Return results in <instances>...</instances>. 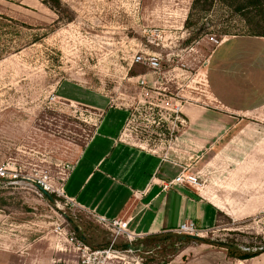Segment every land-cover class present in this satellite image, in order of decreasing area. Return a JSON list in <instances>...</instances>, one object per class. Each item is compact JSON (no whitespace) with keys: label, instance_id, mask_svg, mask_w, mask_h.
Returning a JSON list of instances; mask_svg holds the SVG:
<instances>
[{"label":"rangeland","instance_id":"374dc122","mask_svg":"<svg viewBox=\"0 0 264 264\" xmlns=\"http://www.w3.org/2000/svg\"><path fill=\"white\" fill-rule=\"evenodd\" d=\"M192 3L0 0V166L6 165L11 175L18 173L17 179L0 185L2 230L15 231L25 243L59 236V225L90 246H106L110 232L92 213L37 185L44 174L53 185L62 183L103 113L127 110L135 121L123 130L128 140L164 151L176 139L171 140L168 123L157 126L153 120L172 114V103L181 102L184 108L175 114L185 118L190 109L210 114L222 107L211 101V87L233 106L264 100V37L224 34L244 29L238 15L221 3L201 13L192 10ZM147 52L160 57L158 70L135 61ZM217 111L232 116L218 125L220 133L231 126L223 141L232 145L230 154L222 153L219 138L213 163L207 154L206 121L194 124L196 130L189 123L175 127L182 136L183 151H175L182 170L198 173L199 191L223 205L216 225L199 228L205 234L197 237L214 246L235 244L255 251L264 245V115ZM127 115L117 114L120 121ZM239 128L246 130L245 144L236 138ZM178 235L173 232L166 241L171 248L146 263L165 262L188 244L202 242L179 241ZM72 248L56 249H62L68 264H78Z\"/></svg>","mask_w":264,"mask_h":264},{"label":"crops","instance_id":"0c3cea01","mask_svg":"<svg viewBox=\"0 0 264 264\" xmlns=\"http://www.w3.org/2000/svg\"><path fill=\"white\" fill-rule=\"evenodd\" d=\"M210 58L213 59L214 55ZM207 81L210 87L209 70ZM211 91V101L217 100L216 104L222 106H217L218 110H226L235 116L241 115V112L264 115V100L252 106L238 107L222 101L212 87ZM217 109L210 114L194 113L190 109L184 115L186 124L189 123L187 125L195 130L194 126L198 122H207L209 129L206 146L207 154H212L211 163L216 153L214 148L220 139L222 153L230 154L232 145L231 142L223 141L226 133L231 131V126H228L226 133H220L218 129L219 121L229 123L232 116ZM120 111L128 114L121 121L117 116ZM107 120L110 123L104 129ZM128 123H131V117L127 110L111 109L101 115L93 135L63 182L66 195L79 208L93 216L101 215L110 219L130 217V230L144 233L148 235V239L156 234H173L174 229L186 221H195L203 229L214 227L218 221V212L223 207L217 199L212 198V201L205 198L196 187L190 185H179L166 190L161 186L162 181L174 178L182 170V162L175 153L183 151L182 136L177 134L175 145L165 147L167 151L165 148L164 151H154L141 143L128 140L130 136L127 131H123ZM236 132V138L243 139L245 144L246 130L239 128ZM190 148H193L192 145ZM165 152H171L175 156L164 158ZM190 152L194 151L191 149ZM3 217L0 213V220ZM50 235L32 238L23 243V237L15 231L0 228V264H68L62 255V249L57 251L56 248L63 245L65 248L71 247V244H67L69 242L63 235ZM179 241H183L182 237ZM162 244L166 249L171 248L166 243ZM157 264H264V251L251 258L239 259L230 256L225 245L214 246L200 242L188 244L174 252L167 261Z\"/></svg>","mask_w":264,"mask_h":264},{"label":"built area","instance_id":"2783aa9c","mask_svg":"<svg viewBox=\"0 0 264 264\" xmlns=\"http://www.w3.org/2000/svg\"><path fill=\"white\" fill-rule=\"evenodd\" d=\"M149 32H151V30ZM147 54V57H143L139 54L136 55L135 61H144L154 71L158 70L160 68V57L158 54L154 52H147ZM141 84H144V80L141 81ZM172 105L174 107V109H171L173 112L172 114H169L168 116L158 114L153 120L157 126L168 123L171 140L177 136L175 133V127L179 128L183 123H186L182 116L175 114L176 112L179 113L182 111L183 106L181 102L172 103ZM166 117L168 118L166 119ZM131 122H135L133 118H131ZM135 129L138 130L137 125L135 126ZM168 147H170V145H168ZM150 149L157 151V149ZM164 158L166 157L164 156ZM9 178H13V180L17 179L18 173L11 175L9 168L6 165H1L0 185ZM65 178L62 183L57 186L52 184L49 174H44L38 179L37 185L40 186L42 192L56 193L63 196L69 203L76 205L75 201L69 198L65 193L63 186ZM179 185H190L196 187L198 190L202 188L201 178L198 173L190 172L187 168L180 171L174 178L161 182V186L165 190L176 188ZM94 217L102 227L110 232L111 236L109 243L104 247L90 246L82 239L76 237L74 232H68L64 227L59 225L56 228L58 234L65 236L67 241L72 245L73 250L76 251L78 264H117L120 262L124 264H147L146 261L149 258L155 257L158 259L165 249L162 242L151 241L148 239V235L131 231L129 228L130 217H115L111 219L101 215H94ZM174 232L179 235L183 234L191 236H199L203 234L195 221H186L182 223L179 227L174 229Z\"/></svg>","mask_w":264,"mask_h":264},{"label":"trees","instance_id":"16d2710c","mask_svg":"<svg viewBox=\"0 0 264 264\" xmlns=\"http://www.w3.org/2000/svg\"><path fill=\"white\" fill-rule=\"evenodd\" d=\"M216 3H221L222 5L227 6L229 10L238 15L244 23V29L240 32H233L226 29L223 31L224 34L264 37V0H193L192 10L205 13L208 12ZM189 25L190 22L188 20L187 26ZM182 236H186V240L207 242L206 239L202 237L183 234L178 235L179 238ZM171 237V233H161L153 235L149 240L166 243V241H168ZM225 246L228 248L230 256L239 259L251 258L264 251V245L258 247L255 251H242L235 244H227Z\"/></svg>","mask_w":264,"mask_h":264},{"label":"water","instance_id":"95a60500","mask_svg":"<svg viewBox=\"0 0 264 264\" xmlns=\"http://www.w3.org/2000/svg\"><path fill=\"white\" fill-rule=\"evenodd\" d=\"M186 239V236H182V240Z\"/></svg>","mask_w":264,"mask_h":264}]
</instances>
